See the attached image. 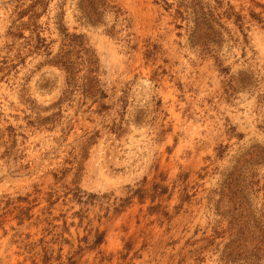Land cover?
I'll return each instance as SVG.
<instances>
[{
    "label": "rangeland",
    "instance_id": "obj_1",
    "mask_svg": "<svg viewBox=\"0 0 264 264\" xmlns=\"http://www.w3.org/2000/svg\"><path fill=\"white\" fill-rule=\"evenodd\" d=\"M0 264H264V0H0Z\"/></svg>",
    "mask_w": 264,
    "mask_h": 264
}]
</instances>
